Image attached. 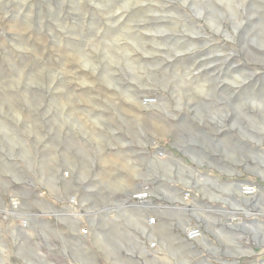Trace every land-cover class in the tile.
I'll return each mask as SVG.
<instances>
[{
    "label": "rangeland",
    "instance_id": "obj_1",
    "mask_svg": "<svg viewBox=\"0 0 264 264\" xmlns=\"http://www.w3.org/2000/svg\"><path fill=\"white\" fill-rule=\"evenodd\" d=\"M229 181L264 190V0H0V264H264Z\"/></svg>",
    "mask_w": 264,
    "mask_h": 264
},
{
    "label": "bare ground",
    "instance_id": "obj_2",
    "mask_svg": "<svg viewBox=\"0 0 264 264\" xmlns=\"http://www.w3.org/2000/svg\"><path fill=\"white\" fill-rule=\"evenodd\" d=\"M147 101L149 102V101H151V100H148L147 99ZM235 181V180H234ZM250 181V180H249ZM252 182V181H251ZM229 183L231 184V183H235V182H233V181H229ZM248 185H253V186H255V192H254V194H251V195H247V194H244V192H242V190H241V187L242 186H248ZM235 186H236V190L234 191V193L237 195V197L238 198H236V197H233L232 199L234 200V203L237 205V206H239V202H243L244 204H249V203H251V201H256L257 203H260V204H263V202H264V190H261V188H260V185H256V184H254V183H244V182H240V183H235ZM228 189V188H227ZM230 190V189H229ZM137 204V203H136ZM241 205V204H240ZM232 206H235V205H233L232 204ZM114 213H115V215H116V217L114 218V225H116V226H114L113 225V228H116L118 225H119V219H125V221H127L129 224H130V226L131 227H133V228H136V226L138 225V224H140V220H139V217L141 216V211H140V209H139V207L137 206V205H135L134 207H132V208H126V209H124V208H116V210H114L113 211ZM124 213H126V215L124 214ZM163 214V216L165 215L166 216V214L165 213H162ZM164 216V217H165ZM195 216H197V218H200V214H196L195 213ZM187 219V218H186ZM184 220V217H183V219L181 220V222ZM228 221H229V224L232 226H236L237 225V223L240 221V218H239V216L237 215V213H235V214H233V215H231L229 218H228ZM158 223H159V221H158ZM121 224V223H120ZM165 225H166V222H165ZM94 227L96 228V234H97V237H96V242H98V240H99V238H103V237H100L101 236V233H99V224H96V225H94ZM149 231L150 233V235L151 234H153V227L152 226H144V228H142L141 229V232H146V231ZM147 231V232H148ZM104 234V233H103ZM163 235V237H165L166 235L167 236H169L168 234H166L165 235V233H163L162 234ZM83 235H80V237H82ZM103 236V235H102ZM166 236V237H167ZM84 237V236H83ZM118 237V235H117V232L115 231V232H112V238H113V247H116L117 245H116V240H114V239H116ZM168 238H171L172 240H173V242L176 244V247H177V249H184L185 251H187L188 253H191V251H194V246H193V244H192V242H190L189 240H186V241H184V242H178V241H176L177 239H176V237H174V236H171V237H168ZM100 240H102V239H100ZM196 240H198L199 242H201L203 245L204 244H206L207 243V241H206V236H205V234L202 232L201 233V236L198 238V239H196ZM115 241V242H114ZM141 243V242H140ZM152 246V245H151ZM157 249H159V250H165L166 249V243H160V245H157ZM85 255L84 254H80V260H83L85 263L84 264H90V263H88L87 262V260L85 259V257H84Z\"/></svg>",
    "mask_w": 264,
    "mask_h": 264
},
{
    "label": "built area",
    "instance_id": "obj_3",
    "mask_svg": "<svg viewBox=\"0 0 264 264\" xmlns=\"http://www.w3.org/2000/svg\"><path fill=\"white\" fill-rule=\"evenodd\" d=\"M161 153H159V158H162ZM242 192L247 195L254 194L255 192V186L248 185V186H242L241 187ZM148 198V193L145 191H138L132 194V199L134 202L141 203L145 201ZM20 205V199L17 196H11L9 198V206L11 208H17ZM156 223L155 216H152L151 218H148V224L153 225ZM201 229L197 226L190 225L184 229V235L188 240H196L201 236Z\"/></svg>",
    "mask_w": 264,
    "mask_h": 264
}]
</instances>
